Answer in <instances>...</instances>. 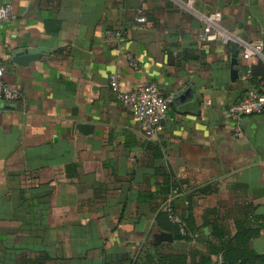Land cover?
Segmentation results:
<instances>
[{"label":"crops","instance_id":"0c3cea01","mask_svg":"<svg viewBox=\"0 0 264 264\" xmlns=\"http://www.w3.org/2000/svg\"><path fill=\"white\" fill-rule=\"evenodd\" d=\"M186 1L0 0L14 14L0 21L4 80L25 102L0 101V264H195L213 232L264 215V116L244 117L236 137L226 114L264 77V0H193V12ZM215 12L263 44L249 60L237 48L234 82L231 46L199 40V14ZM113 74L119 92L173 96L152 139L110 90ZM251 248L264 253V230Z\"/></svg>","mask_w":264,"mask_h":264},{"label":"built area","instance_id":"2783aa9c","mask_svg":"<svg viewBox=\"0 0 264 264\" xmlns=\"http://www.w3.org/2000/svg\"><path fill=\"white\" fill-rule=\"evenodd\" d=\"M184 7L193 12V0H187ZM198 15V14H197ZM200 19L204 25L199 35V40L204 43H220L223 46L235 45L241 51V56L244 60L260 57L263 49L261 42L250 43L242 40L238 36L232 35L221 25V14L215 12L209 15H200ZM14 18L13 7L11 4H4L0 6V21H6ZM136 22L141 24L145 19L140 17ZM105 39L114 41L120 38L121 34L118 31H106ZM124 52V57L128 66L132 70L138 69V63L134 54L130 51L121 48ZM247 76H251L250 67L246 70ZM119 76L116 74L110 75L108 85L110 90L116 95L117 99L124 104L136 118L141 127L143 135L150 140L155 137L161 130L162 124L167 116V111L173 96H164L160 93L155 84H142L128 92L122 93L118 89ZM0 101L5 103H16L23 101L22 94L17 88H12L6 84L4 80V67L2 65V58L0 56ZM229 119L236 123L235 136L241 134L239 123L244 117L252 115L264 116V77L257 78L254 84L244 92L241 98L230 104L226 110ZM164 210L168 213L169 219L172 223L179 227L180 233L186 235L183 224L177 216H175L171 209L165 207ZM220 258V257H219Z\"/></svg>","mask_w":264,"mask_h":264},{"label":"trees","instance_id":"16d2710c","mask_svg":"<svg viewBox=\"0 0 264 264\" xmlns=\"http://www.w3.org/2000/svg\"><path fill=\"white\" fill-rule=\"evenodd\" d=\"M168 218V213L165 211ZM186 235L180 233L179 227L175 225L183 238H187L190 232L187 226L182 222ZM264 230V215L253 216L250 219H245L244 222L236 224V232L229 237L226 233L219 231L213 232L212 235L216 238V243H208L207 254L200 257L195 264H264V253L257 254L251 248V241L260 235ZM211 256H219L221 261L213 263ZM173 264H177L173 262Z\"/></svg>","mask_w":264,"mask_h":264},{"label":"water","instance_id":"95a60500","mask_svg":"<svg viewBox=\"0 0 264 264\" xmlns=\"http://www.w3.org/2000/svg\"><path fill=\"white\" fill-rule=\"evenodd\" d=\"M231 53H232V59H231V64H230V67H231L230 79L232 82H234L238 77L237 71L233 69V67L236 64V57H237V47L235 45H231ZM20 56H23V55H21L20 53ZM36 58H37L36 55H26L24 58L20 59V61L26 64L30 61L35 60ZM166 240L171 241L170 235L166 233H160L157 238V243H160L161 241H166Z\"/></svg>","mask_w":264,"mask_h":264}]
</instances>
